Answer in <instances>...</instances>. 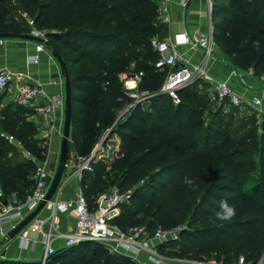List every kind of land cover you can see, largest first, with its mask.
<instances>
[{
  "label": "trees",
  "instance_id": "trees-1",
  "mask_svg": "<svg viewBox=\"0 0 264 264\" xmlns=\"http://www.w3.org/2000/svg\"><path fill=\"white\" fill-rule=\"evenodd\" d=\"M9 1L0 0V34L44 31L47 48L65 62L74 157L90 155L111 131L103 142L107 157L93 160L92 171L80 179L89 206L103 192L100 184L110 180L131 191L113 218L123 231L144 227L152 235L185 226L178 240L159 247L161 254L219 264H236L242 257L243 264H257L264 255V116L259 122L255 115L253 126L234 123L225 103L201 92L199 79L177 91V104L160 92L168 70L155 68L158 55L150 40L167 36L158 14L161 0H16L30 27L22 25ZM219 1L212 0L213 39L237 69L263 77L264 0H223L229 6ZM140 72L133 92L150 97L121 115L134 99L120 76ZM208 100L218 108L205 122ZM11 102L0 109V133L12 135L20 147L0 136V194L22 203L34 187L36 162L47 159L48 142L37 137L31 112ZM13 148L16 157H8ZM221 201L234 208V216L216 218ZM172 243L177 248L169 247ZM52 262L139 264L90 242L58 250ZM0 264L40 262L0 259Z\"/></svg>",
  "mask_w": 264,
  "mask_h": 264
},
{
  "label": "built area",
  "instance_id": "built-area-1",
  "mask_svg": "<svg viewBox=\"0 0 264 264\" xmlns=\"http://www.w3.org/2000/svg\"><path fill=\"white\" fill-rule=\"evenodd\" d=\"M188 1L181 0V6L185 8ZM207 1V15L209 23H211L212 0ZM168 11L167 0H161L158 6V14L161 19L167 16ZM29 23L32 26L31 20H29ZM30 33L46 39L44 31L32 27ZM180 38V40L172 41L168 38L159 39L154 37L150 40V46L158 55L155 68L161 71L168 70L160 92L168 94L175 104L179 102L177 96L179 88L197 79H210L204 72L202 64L189 65L183 53L178 50V46L185 45L190 51L201 49L204 52L203 60H206L212 54V26L211 24L209 25V30L206 33H202L199 30L183 32L180 34ZM4 41L5 39H0V45ZM44 49L45 46L43 44H35L34 50L26 56L27 63L37 64ZM177 62L183 63L186 66V70L175 74L171 69ZM249 72L252 73L251 70ZM141 76V72L133 75L122 74L120 76L124 81L125 89L129 91V95L134 99L131 104L125 107L121 115L136 103H142L150 97L147 93L133 92L136 90ZM130 81L135 84L136 87L134 89L128 87ZM11 83L14 84L12 101L25 108H31L36 116L41 117L47 124H50L49 127L44 129L43 138L49 139L53 131L62 137V130L54 129L53 121L55 120L56 113L60 112L62 115L64 114V96L59 94L48 95L41 83L33 80L31 76L24 72H11L6 68L1 69L0 93L7 91ZM212 95L218 104L227 103L229 106H243V100L233 91L226 81L216 83L215 91ZM262 98H264V91H262L260 97L253 98L248 102V105L260 111ZM257 118L260 122L259 115H257ZM0 136L10 144L20 147L19 142L12 135L0 133ZM105 136L101 138L90 155L75 156L73 158V171L75 175L81 178L84 172L92 171L93 160L107 157L103 149V142L106 139ZM21 152L23 156L34 160L30 153L23 150ZM36 164L35 184L25 200L22 203H17L14 197L8 198L7 206H3L0 202V243H4L8 232L22 221L27 214L32 212L46 196L53 174L48 167L47 160L36 162ZM130 198V190H122L118 186L113 185L96 197L95 206L91 208L79 186L73 199L62 201L56 196L53 197L43 208L48 210V216L46 218L36 216L33 221L18 233L16 238L22 247L31 248L33 241L29 235L30 233L38 234L39 241L43 247L40 264H58V262H52V257L58 252L54 244L57 239L63 240V245L66 249L73 248L85 242L98 243L104 246L108 253L126 255L139 264H165L159 247L163 244L178 240L185 226H177L171 229H158L152 235H148L144 227L128 232L123 231L120 227L113 224V218L120 213L122 206L127 204ZM59 213H68L72 217L73 229L70 232H63L61 230ZM45 225H48V227L45 228ZM140 255L144 256V260L139 258ZM181 264L218 263L212 259L210 261L187 260Z\"/></svg>",
  "mask_w": 264,
  "mask_h": 264
},
{
  "label": "crops",
  "instance_id": "crops-1",
  "mask_svg": "<svg viewBox=\"0 0 264 264\" xmlns=\"http://www.w3.org/2000/svg\"><path fill=\"white\" fill-rule=\"evenodd\" d=\"M167 2L169 11L167 16L162 18L168 30L166 38L172 41L180 40V34L183 32L199 30L202 33H206L209 30V25L211 24L212 26V19L211 23H209L207 15V0H189L185 8L181 6V0H167ZM35 44L36 43L33 42L20 40H5L4 43L0 45V70L6 68L11 72H24L31 76L33 80L41 83L48 95L59 94L64 96V79L61 76L59 64L52 57V53L47 47H45L44 52L41 53L40 60L37 64L27 63L26 56L34 50ZM178 50L183 53L189 65H203V70L210 79H199L203 82L201 92L207 94L210 98H213L212 94L215 91L216 83L226 81L233 91L243 100V106L238 107V109L243 112L248 107H251L248 105V102L253 98L260 97L262 91H264V76L256 77L249 71L237 69L233 63L223 55L219 45L214 39L212 54L207 57L206 60H203L204 52L201 49L190 51L185 45H179ZM128 87L134 89L136 86L130 81ZM7 91L10 93V100H12L14 91L13 83H11ZM25 109L31 112L28 114V119L33 121L37 126V137L44 139V129L49 127L50 124H47L41 117L36 116L31 108ZM260 112L261 115L264 116V98H262ZM119 114H121V111H119ZM63 119L64 114L62 115L60 112L56 113L55 120L53 121L54 129L62 130ZM44 140L48 142L46 160L50 171L54 175L57 167L55 160L59 158L58 155L60 154L61 137L53 131L50 138ZM69 155L70 159L68 156L59 190L55 195L62 201L73 199L77 188L80 186L81 178L75 175L73 171L74 151L72 147L69 148ZM48 214L49 212L47 209H42L37 216L39 218H46ZM58 216L61 230L63 232H70L73 229L72 217L68 213H59ZM48 225H45V228H47ZM29 237L33 241V246L31 248L22 247L16 237L9 242L0 243V259L41 263L43 247L39 241V236L37 233H30ZM54 244L58 250L64 248L62 239H57ZM3 253L4 256H1ZM139 258L144 260L143 255H140ZM163 259L165 264H181L184 261L191 260L181 257H168L165 255H163ZM236 264L243 263L242 261L239 263L237 261ZM257 264H264V255L259 259Z\"/></svg>",
  "mask_w": 264,
  "mask_h": 264
},
{
  "label": "water",
  "instance_id": "water-1",
  "mask_svg": "<svg viewBox=\"0 0 264 264\" xmlns=\"http://www.w3.org/2000/svg\"><path fill=\"white\" fill-rule=\"evenodd\" d=\"M0 39L5 40H20L25 42H33L36 44H43L47 47V40L38 36H35L31 33L24 34V33H1ZM52 57L57 61L59 64V68L61 71V76L64 79V119H63V128H62V137L60 143V154L58 158V164L55 169V173L53 178L50 182L48 187L46 196L43 201H41L38 206L26 217L20 221L11 231L8 232L4 242H9L13 240L18 233L25 228L34 218L41 212V210L45 207L46 203L49 202L58 192L59 186L66 168L68 156H69V143H70V133H71V116H72V102H71V87H70V80L69 75L67 73L66 65L61 56L55 52L51 51ZM173 73H178L186 70V66L181 63L177 62L172 67ZM180 89V88H179ZM147 101V100H146ZM140 102L136 103L139 104ZM135 104V105H136ZM134 105V106H135ZM111 131L107 133L105 138L109 135ZM0 202L3 206H7L8 200L7 198L1 195ZM3 243V242H2ZM4 256V253L1 255ZM242 261V257H239L238 263Z\"/></svg>",
  "mask_w": 264,
  "mask_h": 264
},
{
  "label": "rangeland",
  "instance_id": "rangeland-1",
  "mask_svg": "<svg viewBox=\"0 0 264 264\" xmlns=\"http://www.w3.org/2000/svg\"><path fill=\"white\" fill-rule=\"evenodd\" d=\"M219 3L220 4H223L224 6H229L230 5V3L228 1H223V0H220ZM8 4L13 9V11L16 13L17 17L20 19L22 25L25 26V27H30L29 20H26V16L24 14L22 15L20 13V10L18 8V5H17L16 0H10ZM162 22H163V20H162ZM157 38H159V39H165L166 37L157 36ZM49 50L51 51V49H49ZM81 67L82 66L79 65V66H77V69L80 70ZM0 99H1L0 109H2V107H8L10 105V103H12L11 100H10V93L8 91H5L2 94V96H1ZM206 100H207V97H206ZM208 101H209L208 110L206 111V113L204 115L205 122H207L215 114V111L218 108V105L215 103V101H210V100H208ZM224 111H226L228 113H232V116L234 118L233 119V122L234 123H236V120L239 119L241 121L242 120L243 121H246V122L250 123L251 126H253L252 121H253V119H255L254 118L255 115H256V117H257V115H259V119L260 120H262V118H263V116L261 115V112L259 110H255L252 107H248L246 110H244L242 112L239 109L238 110H233L231 106H229L228 104H226L224 106ZM242 133L243 132H241L239 135H241ZM203 134H204V130L201 131L198 134V137L200 139H202ZM4 145H6V144H4ZM8 157H16V150L14 148L11 149V152L10 153H8ZM69 159H70V155H69ZM55 164L57 166L58 159L55 160ZM109 186H111V181L110 180H105V181H103V183L100 184V190L104 192L105 189L108 188ZM169 247H171V248H177V245H175V243H172ZM210 260H212V259L211 258H204V257H202L200 259V261H210Z\"/></svg>",
  "mask_w": 264,
  "mask_h": 264
},
{
  "label": "clouds",
  "instance_id": "clouds-1",
  "mask_svg": "<svg viewBox=\"0 0 264 264\" xmlns=\"http://www.w3.org/2000/svg\"><path fill=\"white\" fill-rule=\"evenodd\" d=\"M188 183L191 184L192 181H188ZM220 208L222 211L215 214L217 219H228L235 215L234 208L229 206L225 201L220 202Z\"/></svg>",
  "mask_w": 264,
  "mask_h": 264
},
{
  "label": "bare ground",
  "instance_id": "bare-ground-1",
  "mask_svg": "<svg viewBox=\"0 0 264 264\" xmlns=\"http://www.w3.org/2000/svg\"><path fill=\"white\" fill-rule=\"evenodd\" d=\"M130 85H132V84H130Z\"/></svg>",
  "mask_w": 264,
  "mask_h": 264
}]
</instances>
